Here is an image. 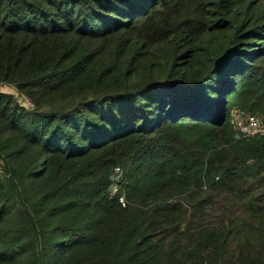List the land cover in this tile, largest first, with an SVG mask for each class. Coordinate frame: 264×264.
Returning a JSON list of instances; mask_svg holds the SVG:
<instances>
[{
    "label": "trees",
    "instance_id": "obj_1",
    "mask_svg": "<svg viewBox=\"0 0 264 264\" xmlns=\"http://www.w3.org/2000/svg\"><path fill=\"white\" fill-rule=\"evenodd\" d=\"M0 83V264H264V0H0Z\"/></svg>",
    "mask_w": 264,
    "mask_h": 264
},
{
    "label": "rangeland",
    "instance_id": "obj_2",
    "mask_svg": "<svg viewBox=\"0 0 264 264\" xmlns=\"http://www.w3.org/2000/svg\"><path fill=\"white\" fill-rule=\"evenodd\" d=\"M233 124L237 131H241L245 119L244 115L242 118H233ZM251 186L247 187L244 185L243 190L237 192L239 195L226 192V191H215L212 192L213 202L207 207V219L209 222L214 223L215 221H223L224 223L228 220H233L238 224L248 223V228L251 230L259 231L257 227L259 223L256 221V214L251 211V204L254 203L259 207L261 217H264V178L261 181H255L253 178L247 179ZM209 191V190H208ZM251 203V204H250ZM244 236H238L237 241H244L247 237V231L244 230ZM257 236H260L257 234ZM255 235L250 234L249 239L254 240ZM235 241H232V245ZM231 251V249H230Z\"/></svg>",
    "mask_w": 264,
    "mask_h": 264
},
{
    "label": "built area",
    "instance_id": "obj_3",
    "mask_svg": "<svg viewBox=\"0 0 264 264\" xmlns=\"http://www.w3.org/2000/svg\"><path fill=\"white\" fill-rule=\"evenodd\" d=\"M3 84L0 83V88ZM15 92H17V96L19 101L24 104L27 108L33 107V101L31 98L23 93L18 92L15 89ZM244 115L245 124L241 131L237 132V136L243 135V136H264V118L257 113H251L246 110H242L239 108H233L230 111V120L233 123V118H242ZM237 130V129H236ZM121 171L117 170L115 174H113L112 179L113 182L110 187V194L115 195L118 192L119 189V183L117 182L120 179Z\"/></svg>",
    "mask_w": 264,
    "mask_h": 264
},
{
    "label": "crops",
    "instance_id": "obj_4",
    "mask_svg": "<svg viewBox=\"0 0 264 264\" xmlns=\"http://www.w3.org/2000/svg\"><path fill=\"white\" fill-rule=\"evenodd\" d=\"M0 90L5 91L7 93H14L15 92V88L9 84H3L0 88Z\"/></svg>",
    "mask_w": 264,
    "mask_h": 264
}]
</instances>
